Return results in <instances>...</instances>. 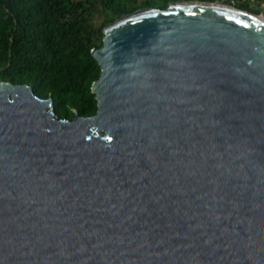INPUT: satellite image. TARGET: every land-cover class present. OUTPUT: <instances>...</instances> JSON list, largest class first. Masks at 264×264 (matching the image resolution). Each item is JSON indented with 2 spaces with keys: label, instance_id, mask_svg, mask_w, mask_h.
Segmentation results:
<instances>
[{
  "label": "water",
  "instance_id": "obj_1",
  "mask_svg": "<svg viewBox=\"0 0 264 264\" xmlns=\"http://www.w3.org/2000/svg\"><path fill=\"white\" fill-rule=\"evenodd\" d=\"M95 114L0 82V264H264V15L124 14Z\"/></svg>",
  "mask_w": 264,
  "mask_h": 264
},
{
  "label": "trees",
  "instance_id": "obj_2",
  "mask_svg": "<svg viewBox=\"0 0 264 264\" xmlns=\"http://www.w3.org/2000/svg\"><path fill=\"white\" fill-rule=\"evenodd\" d=\"M151 6L140 0H0V82L31 86L52 98L62 117L95 114L91 87L101 68L92 51L102 47L108 25Z\"/></svg>",
  "mask_w": 264,
  "mask_h": 264
},
{
  "label": "crops",
  "instance_id": "obj_3",
  "mask_svg": "<svg viewBox=\"0 0 264 264\" xmlns=\"http://www.w3.org/2000/svg\"><path fill=\"white\" fill-rule=\"evenodd\" d=\"M203 2L221 3L229 5L235 4V7H237V5H245L246 7L250 8V10H252V14L264 15V0H257L255 2H243L242 0H204Z\"/></svg>",
  "mask_w": 264,
  "mask_h": 264
},
{
  "label": "rangeland",
  "instance_id": "obj_4",
  "mask_svg": "<svg viewBox=\"0 0 264 264\" xmlns=\"http://www.w3.org/2000/svg\"><path fill=\"white\" fill-rule=\"evenodd\" d=\"M147 1L149 4H151V7L154 6H165L168 7L171 4L174 3H182V2H191V1H204V0H140V2Z\"/></svg>",
  "mask_w": 264,
  "mask_h": 264
},
{
  "label": "built area",
  "instance_id": "obj_5",
  "mask_svg": "<svg viewBox=\"0 0 264 264\" xmlns=\"http://www.w3.org/2000/svg\"><path fill=\"white\" fill-rule=\"evenodd\" d=\"M243 2H255L257 0H242ZM232 5V4H231ZM232 6H235V4H233Z\"/></svg>",
  "mask_w": 264,
  "mask_h": 264
}]
</instances>
